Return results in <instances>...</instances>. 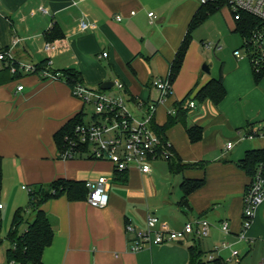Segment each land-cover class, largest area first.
<instances>
[{
  "label": "crops",
  "instance_id": "0c3cea01",
  "mask_svg": "<svg viewBox=\"0 0 264 264\" xmlns=\"http://www.w3.org/2000/svg\"><path fill=\"white\" fill-rule=\"evenodd\" d=\"M201 7L202 0H0V45L17 64L38 66L50 60L51 72L79 70L89 89L119 80L132 100L157 102L160 93L153 83L171 72ZM150 13L154 17H149ZM217 16L236 33L237 22L229 7L209 20ZM83 22L87 29H82ZM196 32L172 92L155 116L156 125H166L177 116L178 104L192 92L189 101L196 106L184 104L186 114L168 127L165 135L182 165L197 166L176 174L163 160L153 162L151 173L145 175L137 169L115 174L112 164L85 156L63 159L54 136L83 113L86 105L73 96L65 81L23 72L14 75L9 58L0 60L4 183L9 180L17 188L32 189L60 178L90 182L104 176L109 180L106 208H94L86 200L70 202L66 196L43 205L54 229L43 264H189L191 246L201 249L206 261L213 255L221 264H264V201L251 227L243 232L245 194L251 180L240 168L248 151L264 149V99L254 96L249 105L241 107V96L233 100L235 93L225 75L227 97L220 105L195 99L217 78L211 64L210 73L202 69L209 61L204 50L210 49L204 47L205 41L199 43ZM52 33L61 37L52 40ZM48 42L56 45L50 53L44 51ZM216 45L221 46V39ZM104 53L108 54L105 58ZM235 58L238 66L234 74L244 76L245 88L251 94L256 92L259 85L249 59ZM222 66L224 74L222 63L219 75ZM245 88L237 94L243 95ZM193 126L203 128L202 140L196 143L187 132ZM250 130L260 135L252 136ZM229 142L234 147L226 150ZM185 180L204 181L187 204H183L181 188ZM150 214L159 218L158 230L179 231L188 222L207 220L209 236H192L188 245L167 243L133 252L131 245L137 234L146 230ZM225 222L228 233L222 229ZM128 226L134 232H128ZM234 251L238 257L233 256Z\"/></svg>",
  "mask_w": 264,
  "mask_h": 264
},
{
  "label": "built area",
  "instance_id": "2783aa9c",
  "mask_svg": "<svg viewBox=\"0 0 264 264\" xmlns=\"http://www.w3.org/2000/svg\"><path fill=\"white\" fill-rule=\"evenodd\" d=\"M234 20L241 21L242 14L246 13L257 18L260 24L253 28L249 34L244 36V55L239 50L234 55L239 58H247L254 64L256 70L264 68V0H228ZM208 0H202L206 4ZM45 14L48 11L41 8ZM132 12V15H135ZM149 17H154L150 13ZM121 20V17H117ZM88 25L83 22L82 29H87ZM207 49L221 50L222 46L211 43L203 44ZM56 48L54 43H46L44 51L50 53ZM104 53L102 57H107ZM9 58L11 61V72L37 74L43 79L63 80L62 73L51 72V61H47L46 67L30 64H17L13 61L9 53H0V60ZM65 81V80H63ZM153 86L159 91L160 98L157 102L143 103L132 100L126 95V86L121 81H115L110 90L89 89L83 84H79L72 89L74 97L83 102L84 105H93L95 108V120L91 123L84 122L79 125L73 137L68 140V147L60 153L63 159H74L78 156L91 157L93 160L108 162L113 165L115 174L127 173L131 169H137L142 174H150L152 163L158 160L168 161L173 157L170 148L172 145L155 131L153 124L158 110V106L168 98L172 92L173 81L171 72L166 77L158 78ZM23 90V86L18 88ZM188 108H194L195 102L188 101ZM134 107V109L132 108ZM261 134H264L262 132ZM253 136V135H252ZM234 143L229 142L226 150H231ZM89 190L87 203L98 209H103L109 205V180L102 176L96 181L86 183ZM29 190L27 187H23ZM264 201V179L258 175L256 181L250 185L245 194V206L242 217L243 232L248 230L253 221L258 207ZM3 205L0 204V210ZM159 218L155 215H148L147 228L137 234L136 240L131 245V251L137 252L146 246L153 247L167 243H184L192 236L203 238L209 236L211 225L207 220L188 222L182 230H158ZM225 233L229 232L228 223H223ZM134 228L127 227L128 232H134ZM234 257H238V252H233ZM208 260L214 262L213 255ZM10 264H15L14 262ZM215 264V263H213Z\"/></svg>",
  "mask_w": 264,
  "mask_h": 264
},
{
  "label": "trees",
  "instance_id": "16d2710c",
  "mask_svg": "<svg viewBox=\"0 0 264 264\" xmlns=\"http://www.w3.org/2000/svg\"><path fill=\"white\" fill-rule=\"evenodd\" d=\"M228 0H208L193 18L187 37L182 43L177 56L171 66V77L174 82L181 72L183 63L187 56L191 38L193 33L198 30L209 18L219 12L222 8L228 7ZM260 24L259 20L249 14L243 13L242 20L237 21L236 33H239L243 38L250 33L253 28ZM61 37L57 33H52L50 37L52 40ZM1 38V31H0ZM0 45V52H6ZM47 61L38 65L43 69L46 67ZM254 79L259 84L264 79V68L256 70L254 64L251 63ZM62 79L73 89L79 84H83V77L79 70L71 68L61 71ZM192 92H190L179 104L177 116L171 117L164 126L153 124L155 131L167 142L165 131L168 127L176 123L179 118L186 114L183 108L184 104L189 101ZM227 97V90L224 85L223 66L218 78L212 79L206 86H204L197 94L195 99L199 101L208 100L214 105H220ZM85 120V113H80L72 120H70L61 130H59L54 138L59 153L63 152L68 147V140L73 137L76 128L83 124ZM188 136L191 142L196 143L202 140L203 128L200 126H193L187 128ZM250 135L257 136L260 133H255L250 130ZM173 157L168 160L170 170L172 173H182L186 169L196 167L197 165H182L178 159V155L174 149L170 148ZM60 155V154H59ZM91 159V157H86ZM240 168L250 178V184L246 188V192L250 185L256 181L258 175L264 179V149H254L246 153L245 158L240 162ZM3 183V159L0 157V190ZM87 182L69 180L60 178L49 184H37L29 189L28 204L25 208H19L13 217L10 230L8 232L9 240L12 246L6 252V260L8 264L14 262L16 264H43V255L45 250L52 245L54 239V229L48 214L42 209L43 205L50 200L58 199L66 196L70 202H79L87 200L89 190L86 185ZM204 185V181L199 180H185L181 184L184 194L183 204H187L189 196L200 189ZM34 213L35 217L32 221L26 219L24 213ZM23 228V230H21ZM190 260L189 264H221L219 260L211 262L204 260V252L197 246L189 248Z\"/></svg>",
  "mask_w": 264,
  "mask_h": 264
},
{
  "label": "rangeland",
  "instance_id": "374dc122",
  "mask_svg": "<svg viewBox=\"0 0 264 264\" xmlns=\"http://www.w3.org/2000/svg\"><path fill=\"white\" fill-rule=\"evenodd\" d=\"M196 33L195 35H197L199 43L205 41L206 43L216 45V42L221 39V50L217 51L210 49L204 51L209 55L207 64H211V67L214 68L217 78L219 76V67L224 63V75L226 79L228 78V82L235 93V96H233L234 101L237 100L238 96H241V100L243 101L241 107L244 108L246 104L249 105L252 102L254 96L256 99L258 98L257 100L264 99V80L258 84V90L251 94V92L245 88L247 81L244 79V76H236L234 74L238 66V60L235 58L233 52L238 49L242 55L245 53L243 50V39L239 33H235L232 29H229L224 20L219 16L204 23ZM243 87L246 89H243L242 93L244 94L238 95L237 92L239 89L242 90ZM100 90L101 89H99L98 92H100ZM232 94L231 92V97ZM132 108L134 109V107ZM84 113L86 123H91L95 120L96 112L93 105H86ZM28 189H30V187H28ZM28 194L29 190H23L21 187L17 188V186L9 180L4 183L3 179L2 188L0 190V202L4 207L0 212V264H8L6 252L12 246L8 237V232L15 212L19 208H25L27 206L29 199ZM24 215L29 221L33 220L34 213H24ZM21 230H23V228ZM185 243L188 245L190 242L186 241Z\"/></svg>",
  "mask_w": 264,
  "mask_h": 264
},
{
  "label": "water",
  "instance_id": "95a60500",
  "mask_svg": "<svg viewBox=\"0 0 264 264\" xmlns=\"http://www.w3.org/2000/svg\"><path fill=\"white\" fill-rule=\"evenodd\" d=\"M202 69H203L204 72L210 73L209 65H207V64L203 65ZM113 86H114V82L109 81V82L103 83L100 88H101V90H110ZM178 244L179 245H183L184 242L180 241V242H178Z\"/></svg>",
  "mask_w": 264,
  "mask_h": 264
}]
</instances>
